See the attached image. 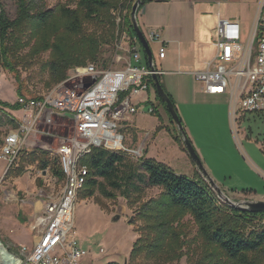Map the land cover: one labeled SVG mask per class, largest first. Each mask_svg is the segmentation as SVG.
I'll list each match as a JSON object with an SVG mask.
<instances>
[{"label": "trees", "instance_id": "obj_1", "mask_svg": "<svg viewBox=\"0 0 264 264\" xmlns=\"http://www.w3.org/2000/svg\"><path fill=\"white\" fill-rule=\"evenodd\" d=\"M134 1L72 0L50 8L46 0H13V17L0 1V66L15 71L24 55L34 59L48 53L43 67L48 72L50 88L66 78L70 67L99 62L106 69L108 61L100 58L102 47L110 45L122 32L130 37L135 35L129 16ZM146 1H140L137 11ZM118 15L121 21L117 24ZM146 82L154 89L151 76L146 77ZM154 93L166 109L155 89ZM18 96L26 97L19 89ZM0 106V125L16 127V119L3 108L19 109L20 105L0 101ZM170 120L173 123L171 117ZM175 139L182 145L177 131ZM33 164L49 168L54 177L63 180L57 157L44 150L21 153L18 164L10 166L7 173L20 175ZM80 164L88 168V176L78 199L98 193L106 199L121 196L130 204L137 202L135 218L142 224L130 259L145 255L159 264L163 256L168 261H178L185 255L186 264H264V211L241 210L224 203L197 171L189 178L151 158L133 160L123 151L103 147H93L80 159ZM148 187L160 191L143 200ZM186 217L196 226L194 244L200 254L195 256L188 254L190 249L184 238L182 227Z\"/></svg>", "mask_w": 264, "mask_h": 264}, {"label": "built area", "instance_id": "obj_2", "mask_svg": "<svg viewBox=\"0 0 264 264\" xmlns=\"http://www.w3.org/2000/svg\"><path fill=\"white\" fill-rule=\"evenodd\" d=\"M120 21L118 15L116 23ZM121 37L126 38L128 51L122 66L78 65L42 98L18 97L21 114L0 146V158L7 163L4 174L31 142L49 148L57 157L63 183L57 196L42 201L28 223L35 234L32 246L22 245L15 251L8 247L14 254H0V264H87L89 251L74 236L75 204L88 176L80 159L93 147L123 151L137 160L144 156L142 147L124 143L121 129L122 122L137 111L132 95L150 88L146 77L151 71L141 63L136 36L122 32ZM146 38L159 37L150 32ZM214 46L211 60L194 75L206 93L227 96L232 130L239 140V120L248 113L264 119V0H258L255 21L246 36L238 21L219 17ZM164 50L159 48V57Z\"/></svg>", "mask_w": 264, "mask_h": 264}, {"label": "rangeland", "instance_id": "obj_3", "mask_svg": "<svg viewBox=\"0 0 264 264\" xmlns=\"http://www.w3.org/2000/svg\"><path fill=\"white\" fill-rule=\"evenodd\" d=\"M11 17L14 16L15 6L13 0H0ZM72 0H46L47 7L57 4L70 3ZM125 11L121 12V15ZM252 21L248 27L243 29V35L249 34ZM118 44L121 46L118 48ZM140 46V44H139ZM154 56L153 47L150 46ZM142 55L141 63H145L144 51L140 46ZM26 50L22 52L25 54ZM102 60L108 61V67H120L128 55L127 40L118 35L110 45L102 47L100 53ZM120 56L121 60L117 61ZM25 59L15 67V71L4 69L0 66V101L15 104L18 99V89L22 95L33 98L43 96L53 89L47 86L48 72L44 70L43 63L48 58V53L29 59ZM93 62H87V64ZM97 68H101L99 62H94ZM70 67L66 71V78L71 74ZM170 83L163 85L167 90L169 86L177 88L181 100L190 102L188 94L199 86L191 77L186 76L179 82L171 78ZM224 103L228 106L227 96L224 95ZM176 106V105H175ZM208 103L197 100L193 106L191 103L176 106L177 112L182 120L183 126L189 136L194 135L196 141L194 147L200 156H203L208 171L215 183L221 189H225L234 201L242 200H264V119L259 114L248 113L244 119L237 122L239 140L247 158L238 154L230 124L228 122L227 133L223 129L222 119L213 117L209 112ZM1 107V106H0ZM152 107L153 113L147 112ZM191 107V109H190ZM136 116L135 126L150 133L146 151V158L167 165L173 172L192 178L196 171L195 165L183 149L181 143L175 139L176 130L170 120V116L163 104L152 98L151 102ZM5 112L15 119L19 118V109L3 108ZM138 110V109H137ZM0 114L2 112L0 111ZM10 129L4 123L0 125L2 137ZM191 131V132H190ZM234 133V132H233ZM216 141L215 145L213 142ZM199 145L203 146V153ZM136 147V146H133ZM219 149L217 157L212 150ZM32 150L48 151L49 148L40 147L30 142L22 147L21 153H29ZM242 153V152H241ZM17 156L12 167L19 160ZM202 154V155H201ZM257 156V157H256ZM131 159L137 160L130 156ZM201 158V157H200ZM7 163L0 158V241L11 250H18L20 246L31 247L35 234L28 229L31 213L35 207H39V201L48 197H56L59 193L63 180L54 177L49 168L41 169L36 164L26 166L25 171L17 176L10 175L4 171ZM160 191L157 187H148L145 190L144 199L157 196ZM230 193V194H229ZM232 193V194H231ZM137 213V202L131 204L123 197L106 199L97 193L90 198L78 199L74 212V236L80 244L89 251L86 259L87 264H107L117 262L119 264H156L154 259L140 255L130 259V251L133 243L140 236L139 227L142 222L135 218ZM119 215L117 221H112L114 215ZM183 233L188 242L190 252L200 254L198 245L194 244L196 226L192 220L186 217L183 220ZM163 256L159 264H186L187 257L184 255L178 261H168Z\"/></svg>", "mask_w": 264, "mask_h": 264}, {"label": "crops", "instance_id": "obj_4", "mask_svg": "<svg viewBox=\"0 0 264 264\" xmlns=\"http://www.w3.org/2000/svg\"><path fill=\"white\" fill-rule=\"evenodd\" d=\"M257 6L258 0H147L136 14L138 25L146 37L150 32L158 34V40H149V44L153 47L155 53L153 61L159 71L160 82L165 85V83L174 81L171 78H176L179 82H182L184 77L189 76L199 85L192 94H188V98H191L190 102L181 100L178 89L169 86L166 91L171 95L174 104L178 107L185 106L188 103L194 106L197 100L207 102L209 105L207 107L213 117L222 119L223 129L226 133L228 122L231 130L232 124L229 105L227 106L224 103V95L206 93L202 88V84L195 78L194 73L203 70L213 57L215 25L218 18L238 21L243 31L248 27L250 21L253 25ZM160 47L165 49L163 57L158 55ZM142 64L148 66L147 62ZM152 98L156 99L152 87L132 95V102L138 110L122 122L127 144L142 147L144 153L150 133L135 126L136 115L141 110L146 109V105L151 102ZM184 128L186 130V127ZM231 132L240 152L238 154H242L243 158L244 156L247 158L241 141L236 138L233 130ZM187 135L194 144L196 141L195 136ZM215 143L216 141L213 142L214 145ZM199 147L203 153V146L199 145ZM212 153L219 157L220 151L215 149L212 150ZM200 157L209 174L208 167H206V163L208 165L209 163L205 160L204 154ZM222 191L227 193L224 188ZM38 206L33 209L30 220L34 213L40 209V201Z\"/></svg>", "mask_w": 264, "mask_h": 264}, {"label": "water", "instance_id": "obj_5", "mask_svg": "<svg viewBox=\"0 0 264 264\" xmlns=\"http://www.w3.org/2000/svg\"><path fill=\"white\" fill-rule=\"evenodd\" d=\"M141 0H135L132 4L130 11V20L132 24V28L134 34L142 47L146 62L149 70L151 71V78L153 82V86L157 94L161 97L162 101L165 103V107L174 123L177 134L180 136V140L182 142L183 148L193 164L195 165L196 171L202 176V178L208 183L209 187L215 192L216 196L223 201L224 203L233 206L235 208L241 210H247L252 212H260L264 211V200H242V201H234L228 195H226L222 189L215 183V181L210 177L208 172L206 171L201 158L199 157L194 145L192 144L190 138L188 137L186 130L183 126L182 120L177 112L176 106L166 93L163 88L160 79L158 77V70L156 69L153 61V54L150 48V44L145 34L141 30L137 22V9ZM119 219V215H114L112 217V221H117ZM0 254L3 256H7V254H14L12 251L8 250V247L3 245L0 241Z\"/></svg>", "mask_w": 264, "mask_h": 264}]
</instances>
